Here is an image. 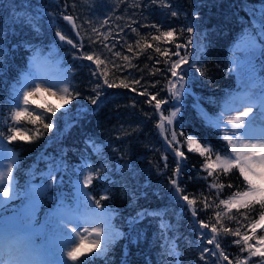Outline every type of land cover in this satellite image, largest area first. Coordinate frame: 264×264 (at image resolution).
<instances>
[{"label":"trees","instance_id":"1","mask_svg":"<svg viewBox=\"0 0 264 264\" xmlns=\"http://www.w3.org/2000/svg\"><path fill=\"white\" fill-rule=\"evenodd\" d=\"M167 2L169 8L153 5L151 0H0V123L13 107L12 97L22 87L20 78L27 71L31 58H44L56 64L64 79L81 93L64 108L56 99L43 97L42 101H36L57 109L54 115L48 114L50 120H45L53 123L52 131L44 130L45 135L39 140L31 144L1 140L14 153L15 161L10 197H4L0 202V223L10 227L22 226L17 210L20 205L18 197L26 183L38 181L47 169L57 178L36 213V221L44 227L41 238L45 241L41 246L46 253L53 252L55 246L50 224L53 221L49 214L58 206L67 209L74 206L78 201L76 182L83 179L82 174H87V166L90 165L93 168L103 166V179H94L86 191L95 199L102 194L110 196V199L102 201L103 209L109 213L112 228L121 234L93 259L92 264H212L216 259L207 253V262L200 259L203 248H214V245L207 244V237H198L199 225L193 224L186 203L173 194L169 177L176 167L174 154L167 149L165 138L156 127L160 114L155 112L154 102L151 105L146 103L149 97L139 93L147 87L149 93L166 100L167 103L161 106L166 116L176 108L180 109L169 126L171 129L196 135L202 141H211L216 149L230 150L220 138L221 130L215 122L227 111L236 91L241 89V80L231 58L235 47L257 43L253 76L264 90V33L261 32L264 0ZM172 11H176L178 16L172 17ZM63 15L76 18L79 36L63 20ZM105 18L109 23L101 27L100 32L110 30L108 42H115V51L132 57L131 63L136 66L117 73L119 79L116 82L127 77L129 83L132 79H140L141 85L134 86L136 92L131 88L105 86L98 104L93 105L88 98L94 95L92 86L96 80L91 77V68L95 65L77 58L80 49L61 42L55 34L60 30L75 42L82 43L83 51H95L105 58L110 55L106 50L102 51L99 45L90 47L88 44V37L95 35L91 28L98 27ZM89 20L91 25L84 23ZM153 24L160 25L161 31H167L170 26L177 33L192 26L193 33L185 31L182 36L175 37L181 44L193 34H198L203 40V47L194 58H190V48L187 47V59L205 75L191 69L194 78L185 77L178 101L169 99L167 83L170 73L164 70L165 57L154 50L159 45L162 50L175 51V44L163 39L152 41L149 33L159 34L155 28L148 27ZM126 25L138 28L140 35L131 32ZM141 36L147 37L153 48L137 56L135 53L139 49L135 42ZM129 44L133 45L131 53L127 51ZM184 53L185 49H181L180 54ZM150 56L153 59H149ZM157 58L161 63H155ZM116 62L124 63L121 58H116ZM157 68L161 71L156 72ZM42 112L43 109H36V114ZM25 127L31 128V125ZM4 131L7 132L6 127ZM125 132L131 135L126 136ZM183 150L187 160L178 182L191 198L192 194L206 189V182L198 178L206 173L200 169L203 159L198 154L188 153L186 148ZM162 154L167 155V167L161 159ZM49 179V176L44 178ZM221 179L225 184L234 185L231 189L225 188L221 198L245 187L238 172ZM197 206L200 207L199 204ZM11 207L15 210H10ZM144 211L159 215L137 218V214ZM258 211L251 212L249 219L241 220V223H250ZM198 215L207 221L211 210ZM161 218L169 225L166 230H161ZM133 219L136 222L130 223ZM229 226L234 229L237 225L232 223ZM258 235H264V232L258 230ZM233 239L231 236L221 238L223 250L232 260L239 254V248L232 244ZM259 259L251 258V264H257Z\"/></svg>","mask_w":264,"mask_h":264},{"label":"snow or ice","instance_id":"2","mask_svg":"<svg viewBox=\"0 0 264 264\" xmlns=\"http://www.w3.org/2000/svg\"><path fill=\"white\" fill-rule=\"evenodd\" d=\"M151 3L162 8L170 7L167 0H151ZM171 15L177 17L178 13L172 11ZM62 18L71 25L76 32V36H79L80 31L75 22L76 18L72 15H63ZM84 23L91 25L92 21H84ZM108 23V18H105L98 27H92L91 33L95 35L94 37H88L90 47L99 45L102 51L106 50L110 54L105 58H101V53L95 51H83L84 45L82 43L75 42L74 39L69 38L60 30H57L55 34L61 42H66L74 49H80L78 56L75 52L74 56L95 65L94 68H91V77L96 80V83L92 86L94 95L88 98L93 105L98 104L99 98L103 94L101 90L105 86L107 88H131L132 92H136L137 88L134 86L141 85L140 79H132L129 83L127 77L120 79L119 83L116 82L119 79L117 73H123L126 69L136 66L131 63L132 57L125 55L122 51H115L117 47L115 42H108L110 30L109 32H100V28ZM125 27H128L131 32L136 33L138 36L140 35L138 28L131 25ZM148 27L155 28L159 33L158 35L149 33L152 41L159 42L163 39L166 42L175 44V51L162 50L159 45L154 50L159 56L165 57L164 64L166 67L164 70L170 73L167 83V90L170 93L169 99L178 101L185 77L194 78L191 75V69H196L201 76L205 75L195 63H189L187 59V47L192 43L191 36L183 44L178 43L175 39L177 35L182 36L185 31L189 34L193 33L194 28L189 26L177 33V30L170 26L167 31H161V26L157 24ZM120 31L122 32L123 28ZM261 32L264 33V23H261ZM141 40L144 41L143 44H141ZM135 47L139 49L135 53L138 56L147 49L153 48V44L148 43L147 37L141 36L135 42ZM181 49H185L184 55L180 54ZM127 51L129 53L133 52L132 44L128 45ZM172 57L177 58L172 59ZM116 58H121L124 63H117ZM149 59L153 58L150 56ZM155 63L159 64L161 61L157 58ZM138 70L143 71V69ZM159 71L161 69L157 68L156 72ZM26 80L27 83L18 89L16 95L12 97L13 107L8 115L3 117V123H0V140L6 139L9 142L20 141L31 144L45 135L44 130L52 131L53 123L45 122V120H50L51 117L48 114L54 115L57 109L53 105L37 104L35 98L39 94L47 93L50 96L57 97L61 101V108H64L71 100L81 95L66 79L55 82H37L40 78L29 73ZM152 87H155V84ZM139 94L149 97L145 101L146 103L151 105L154 102L155 112L160 114L156 127L159 129L160 134L164 136L167 149L174 154L176 167L173 169L171 177H169V184L174 189L173 194L177 199L186 203L191 212L193 224L199 225L198 237H207V244L214 245V248L204 247L200 253V259L207 262L205 257V253H207L209 256L216 258L212 264H224V262H227V264H251V258L259 257L257 264H264V235H258V230L264 232V129L261 130L259 135H256L250 128V123L255 119L253 109L256 102L251 98L240 97L239 99L242 101L240 106L243 107V111H240V108L237 107L235 109L236 115H230L226 121L215 122V126L221 130L220 138L230 148V150H223L214 148L211 141H202L196 135L171 129L169 126L172 125L173 118L180 109L176 108L170 115L166 116L161 108L162 105L167 103L166 100L159 99L158 94L149 93L147 87H144ZM259 100L261 106L264 107V90H262ZM33 105L35 107H32ZM36 109H43V112L36 114ZM260 118L264 121V111L260 113ZM25 125H31V128H26ZM5 127L7 128L6 133L4 131ZM137 130L133 129V131ZM124 135H131V133L125 132ZM185 148L188 153L198 154L203 159L200 169L206 173V175L198 177L206 182V189L199 194H192L191 198L188 194H185L186 189L182 188L178 182L183 164L187 160L186 152L183 150ZM161 159L165 161V167H167V155L162 154ZM87 167V174H82V181L78 179L76 182V190L84 197L83 204L93 209L91 216L81 218L75 211H65L63 207L58 206L56 210L49 214L53 221V235L60 237L56 241L52 252L55 259L50 261H40L38 259L30 261L13 260L11 264H92L93 259L101 255L114 239L121 235L114 232L110 216L103 209L102 201L110 199V196L102 194L99 199H95L86 191L94 179H103L101 175L103 166L93 168L89 165ZM13 171L14 162L6 166V172H0V190H2L0 194L4 197H10V192L4 186V182L7 179L8 184H11L14 179ZM234 171L239 173L245 187L243 190L232 192L227 198H221L225 188L231 189L234 187L231 183H223L221 178L229 176ZM47 175L51 179L41 185L39 193L34 197L29 212L30 220L34 219L41 198L45 196L47 190L57 180L53 172L50 171ZM189 179L191 180L192 177H189ZM81 183L83 188L80 187ZM104 192L107 193V189ZM198 204L200 207L197 206ZM96 209L100 211L97 212ZM257 209H259L258 214L251 219L250 223H241V220L247 221L249 214ZM209 210H211V215L208 216L207 221L200 219L198 213H206ZM145 215L153 216L159 215V213L144 211L138 213L137 218H142ZM81 220L83 224L88 226H81ZM135 222L136 219L130 221V223ZM232 223L237 225L234 229L229 226ZM29 226L31 227V224ZM160 227L161 230H166L169 225L165 224L161 218ZM228 236L234 237L232 244L239 248V254L234 260L229 259V255L225 253L221 244V238ZM2 264H10L9 259H3Z\"/></svg>","mask_w":264,"mask_h":264},{"label":"rangeland","instance_id":"3","mask_svg":"<svg viewBox=\"0 0 264 264\" xmlns=\"http://www.w3.org/2000/svg\"><path fill=\"white\" fill-rule=\"evenodd\" d=\"M196 37H199L195 35ZM192 43L194 44L195 50L193 51L194 54L198 52L199 48L201 47L200 43L201 41L199 39H196L194 36H191ZM200 38V37H199ZM258 45L257 43H251L249 45H243L241 47H235L232 50V60L235 62V71L237 73V76L241 80V91L239 93H236L237 96L235 99H233L230 102L229 108L227 109L226 112L222 113L217 120L218 121H226L230 115L234 116L236 114L235 107L240 101V97H246V98H251L253 99L256 103L254 105L253 111H258V115L256 116L255 119L259 120L260 118V113L264 111V107L262 110H258L256 108L257 103H260V95L262 92V89L258 83L255 82L254 76H253V58L257 54L258 50ZM44 58H31L29 66L27 67V71L24 72L20 78V83L21 86L25 85L27 83L26 77H28L29 73H32L33 76H38L40 78L39 81H59V80H64L63 73L60 72L59 69L56 68V64L54 65H48L45 63L43 60ZM45 86H47L45 84ZM43 97H46L48 99H56L58 103L61 104V101L54 96L47 95V93H41L39 97H36V101H42ZM242 109H240L241 111ZM255 123H250V128L254 131H258L255 129ZM230 127V126H229ZM227 130V129H225ZM255 133V132H254ZM4 144L3 141L0 140V172H6V166L9 163L14 162V154L8 150ZM50 169L45 170L42 173V176L39 177L40 179L38 183H30L27 185V187L22 191V193L19 195V202L20 206L17 208V210L20 213L21 217V222L22 226H16L12 227L14 229V232H12L13 236H20L23 235V237L20 239V241H17L15 245L12 246L11 251L9 252V249L4 252L5 255H1L3 252L2 250L4 249V242L6 240V237L8 234H10V231L12 228L7 227L5 223H0V264H2L3 259H8L9 256V261L10 264L13 260L17 261H30V260H40V261H47L44 258V247L41 246V244L45 241L43 238H41V234L44 231V227L40 225L36 221V213L34 219L30 220L29 212H30V207L33 202L34 197L39 193V190L41 188V185L46 183L47 180H44L50 172ZM52 172V171H51ZM82 181V179H81ZM13 182V180H12ZM12 182L9 185L7 182V179H5L4 186L8 188V190L12 187ZM80 187L83 188V184H80ZM76 190V188H75ZM48 191V190H47ZM0 193H2V190H0ZM76 195L78 196V201L75 203V206L72 210L69 211H75L78 216L83 218L85 215L91 216V213L93 210L86 209V206L83 204V199L84 197L80 195L77 190L75 191ZM47 194V193H46ZM45 194V195H46ZM48 197V196H47ZM4 196L0 194V202L3 200ZM44 197L41 198V202ZM41 202L37 206L39 208ZM15 206V205H14ZM2 209V207L0 208ZM10 210H15L11 207ZM16 210V211H17ZM95 211L99 212V209H96ZM106 212V211H105ZM107 213V212H106ZM109 214V213H108ZM31 224V227L29 226ZM52 224V222H50ZM81 226L87 227L88 225L83 224L81 220ZM114 232H117L114 230ZM37 238V240H34ZM60 237L58 235H55L53 237L55 243ZM2 241V242H1ZM52 258V257H51ZM50 258V259H51ZM55 258V256H54Z\"/></svg>","mask_w":264,"mask_h":264},{"label":"bare ground","instance_id":"4","mask_svg":"<svg viewBox=\"0 0 264 264\" xmlns=\"http://www.w3.org/2000/svg\"><path fill=\"white\" fill-rule=\"evenodd\" d=\"M47 95H48V94H47ZM39 96H40V94H39L37 97H39ZM35 99H36V98H35ZM245 102H246V101H245ZM241 103H242V101L240 100L239 103L236 105V108L239 107L240 109H242L241 111H243V107L240 106ZM257 109H258V110H261V108H257ZM254 114H255V118H256V116L258 115V111H254ZM257 122H259V124L254 125V126H255V129L259 130V132L256 131V130H254L253 132H255L256 135H259L260 132H261V130H260L259 127H262L261 124H264V121H262L261 119H260L259 121H258L257 119H254L251 123H252V124H253V123L256 124ZM1 242H2V241H1Z\"/></svg>","mask_w":264,"mask_h":264}]
</instances>
